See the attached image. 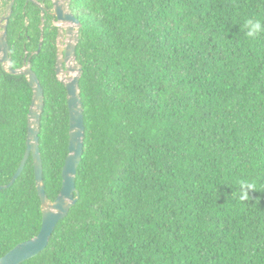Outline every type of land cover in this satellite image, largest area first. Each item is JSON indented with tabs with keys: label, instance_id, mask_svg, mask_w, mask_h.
I'll return each instance as SVG.
<instances>
[{
	"label": "trees",
	"instance_id": "16d2710c",
	"mask_svg": "<svg viewBox=\"0 0 264 264\" xmlns=\"http://www.w3.org/2000/svg\"><path fill=\"white\" fill-rule=\"evenodd\" d=\"M48 5L50 0H39ZM85 147L80 198L49 244L21 264H264V0H72ZM41 10L18 0V68L40 48ZM57 27L32 57L45 93L40 149L47 195L69 153ZM30 51V52H28ZM0 83V185L27 147L33 90ZM251 184L241 199V184ZM32 156L0 192V257L42 227Z\"/></svg>",
	"mask_w": 264,
	"mask_h": 264
},
{
	"label": "water",
	"instance_id": "95a60500",
	"mask_svg": "<svg viewBox=\"0 0 264 264\" xmlns=\"http://www.w3.org/2000/svg\"><path fill=\"white\" fill-rule=\"evenodd\" d=\"M27 1L36 3L41 7L42 13H44L45 7L37 0ZM53 16L58 19L60 36L56 72L58 78L67 89L70 117L69 153L63 167V185L54 200L48 197L43 176L44 167L40 149V129L45 106V93L36 71L31 66V56L23 67L14 71L9 70L11 73H17L18 75H25L27 77L33 90V97L28 112L26 152L11 181L7 184L0 185V192L5 188L11 187L16 182L23 173L29 158L32 156L36 187L41 199L43 222L41 230L36 236L22 241L10 249L5 255L0 257V264H21L46 249L57 224L69 214L71 208L80 198L76 178L84 154L86 130L84 103L80 89L83 66L77 61L76 54V48L80 40L81 21L72 12L71 0H54ZM66 39L69 40L64 45ZM4 47L8 49L6 33L0 37V49ZM39 51L40 49L37 52Z\"/></svg>",
	"mask_w": 264,
	"mask_h": 264
},
{
	"label": "flooded vegetation",
	"instance_id": "af4514ba",
	"mask_svg": "<svg viewBox=\"0 0 264 264\" xmlns=\"http://www.w3.org/2000/svg\"><path fill=\"white\" fill-rule=\"evenodd\" d=\"M39 3H41L44 7V13H42L41 7H39L41 10V20L42 24L40 26L41 28V34H40V50L44 44L45 40V27H46V14H50L52 16V24L53 26L57 27V36H56V46H57V54H58V46L60 44V36H59V23L58 19L53 16L54 12V0H50V3L48 5L44 4L43 2L37 0ZM30 2V1H29ZM12 5V7H11ZM72 5V0H71ZM18 7V0H0V37L4 35V33L7 34V44L8 49L5 47L0 49V83L1 82H7L14 80L13 76H18L17 73H11L9 70H18V32L15 31L13 28L10 29L11 21L14 15L15 9ZM72 12L73 8L71 7ZM77 17L76 13H74ZM44 17V19H43ZM78 18V17H77ZM44 20V21H43ZM81 24V23H80ZM73 25V24H71ZM66 39L64 45L68 42ZM42 42V45H41ZM38 49V50H39ZM37 50V51H38ZM37 51H31L32 53L29 55V53L25 54L24 57V65L26 61L32 56H34ZM30 52V51H28ZM40 52V51H39ZM31 65H32V58H31ZM57 65V61H56ZM65 66V63H64Z\"/></svg>",
	"mask_w": 264,
	"mask_h": 264
},
{
	"label": "clouds",
	"instance_id": "9594fccd",
	"mask_svg": "<svg viewBox=\"0 0 264 264\" xmlns=\"http://www.w3.org/2000/svg\"><path fill=\"white\" fill-rule=\"evenodd\" d=\"M264 31V25H262L260 22H248L247 25V35L250 38H254L258 33ZM39 53V52H37ZM242 189H244V191H242L241 193V199H247L248 196V192L252 189V185L251 184H246V183H242L241 184Z\"/></svg>",
	"mask_w": 264,
	"mask_h": 264
}]
</instances>
